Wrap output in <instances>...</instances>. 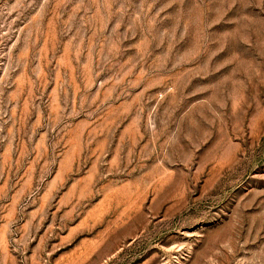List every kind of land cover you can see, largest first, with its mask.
Wrapping results in <instances>:
<instances>
[{"label": "rangeland", "instance_id": "rangeland-1", "mask_svg": "<svg viewBox=\"0 0 264 264\" xmlns=\"http://www.w3.org/2000/svg\"><path fill=\"white\" fill-rule=\"evenodd\" d=\"M0 264H264V0H0Z\"/></svg>", "mask_w": 264, "mask_h": 264}]
</instances>
